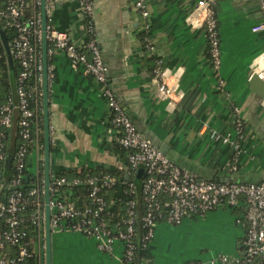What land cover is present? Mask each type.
Returning a JSON list of instances; mask_svg holds the SVG:
<instances>
[{"label": "crops", "instance_id": "0c3cea01", "mask_svg": "<svg viewBox=\"0 0 264 264\" xmlns=\"http://www.w3.org/2000/svg\"><path fill=\"white\" fill-rule=\"evenodd\" d=\"M196 2L147 0L148 35L174 88L172 96L163 97L154 72L156 57L144 46V20L134 0H93V36L108 66V84L138 130L176 164L208 179L264 180V80L253 82L264 32L251 31L264 20V0H214L221 40L219 70L208 56L204 29L193 25ZM46 4L50 29L83 47L87 23L78 0H46ZM49 47L51 170L123 167L126 159L117 149L111 111L100 86L65 50ZM2 72L0 67V77ZM238 113L245 124V149L234 166L233 145L212 139L209 128L236 140L233 124ZM42 146L36 140L29 156V169L35 174L44 163ZM136 174L142 180V164ZM237 217L234 207L221 204L203 214L187 215L180 223L161 218L148 245L150 257L142 264H237L245 253L246 231ZM52 230V264H122L121 241L106 251L93 236Z\"/></svg>", "mask_w": 264, "mask_h": 264}, {"label": "built area", "instance_id": "2783aa9c", "mask_svg": "<svg viewBox=\"0 0 264 264\" xmlns=\"http://www.w3.org/2000/svg\"><path fill=\"white\" fill-rule=\"evenodd\" d=\"M4 6L0 8V18L8 27L16 29L12 38V51L19 60L22 70L19 74L17 88L18 104L21 110L20 134L22 142L16 149L14 164L17 173L10 180L7 190L2 181V167L0 166V264H45L46 252L45 233H41L35 240L27 237L23 228L26 220L31 219L35 224L44 226L46 202L42 196L45 189L37 182L27 192L22 190V176L28 168L31 153L30 144L33 142V127H35L36 111L30 107L31 97L42 92L43 58L41 37V13L36 9L33 15L24 19V9L29 1L33 6H40L41 0H0ZM84 16H90L93 0H78ZM134 5L144 20V46L156 58L155 74L160 78L158 93L160 96H172L174 88L170 84L167 69L163 66L162 58L156 56L157 46L151 36L149 9L147 0H134ZM50 7L46 4V18L50 16ZM264 9V3H262ZM193 25L205 31L207 43L210 47L211 63L215 70H219L222 63L221 40L218 34L217 19L214 11V0H197L192 15ZM47 39L54 47L65 50L72 62L88 75H92L100 86V92L107 101L111 111L110 128L116 132V141L127 149L124 171L135 174L142 164L145 175L142 190L146 200L145 212L142 216L145 244L148 247L154 236L156 222L164 218L172 223H180L187 215L203 214L221 204L243 209V215L248 222V228L243 239L245 245L244 258H238L237 264H246L257 256L264 257V180L239 181L216 180L199 176L196 172L187 170L173 162L158 146L146 137L135 126L125 111L116 93L108 84V66L105 63L101 49L93 36V25H86V31L92 37L83 47L77 46L65 33L52 31L46 25ZM253 32H264V20L251 27ZM52 49L49 47L48 55ZM2 56L0 51V57ZM255 69L264 80V50L255 60ZM177 75L174 77L176 78ZM33 79V83L30 80ZM238 109V108H236ZM12 99L2 102L0 98V125L7 127L12 122ZM233 130L238 135L236 140L216 128H209L210 137L225 144H232L236 151L234 166L242 151H244L245 124L238 113L234 119ZM7 132L0 130V164L5 158L4 146ZM116 177L111 174L93 175L88 178L89 192L94 205L80 207L69 193L63 195L51 187L50 207L51 226L59 230L80 231L93 236L102 250L111 251L117 241L124 245L122 264H131L135 245L133 236L136 232L137 220L136 200L127 203L128 216L124 225L110 224L103 212L108 207L107 199L101 194L104 187L115 183ZM76 182L78 179L75 180ZM66 182L65 177H56L54 183L61 185ZM129 191L135 193L137 184L131 180ZM34 208L26 217L27 207ZM241 221L240 216L237 217ZM226 262L227 256L223 257Z\"/></svg>", "mask_w": 264, "mask_h": 264}, {"label": "trees", "instance_id": "16d2710c", "mask_svg": "<svg viewBox=\"0 0 264 264\" xmlns=\"http://www.w3.org/2000/svg\"><path fill=\"white\" fill-rule=\"evenodd\" d=\"M4 6V1H0V8ZM36 9H40V6H33L32 3L24 9V19L30 18ZM86 17V25H93L90 16ZM48 24V19H47ZM17 31L13 27H8L4 20L0 18V51L2 56L0 57V67L2 68V76L0 77V98L2 102H7L9 98L12 99L13 105V113H12V122L9 126L4 127L0 125V130H4L7 132V137L5 138V158L0 164L2 167V181L4 190H7L10 183V180L17 173V169L15 168L14 158L15 152L19 144L22 142V136L20 134V118H21V110L17 107L18 104V93L17 88L19 84V74L22 70L21 63L15 57L14 52L8 54V51L12 50V38L16 35ZM88 34V33H87ZM92 36L88 34L86 38V42ZM52 42L48 40V46L51 45ZM9 49V50H8ZM207 53L209 58L210 55V47L207 43ZM211 59V58H210ZM33 83V79L30 80ZM30 107L34 108L36 111L35 127H33V142L30 144V149L33 150L34 145L36 144V140L42 143V149L45 150V124H44V114H43V85L42 92L40 94L34 95L31 97ZM117 149L120 154L126 156L127 149L120 145L116 144ZM236 151L233 154V159L235 157ZM29 165V164H28ZM103 174H111L116 177L115 183L110 186H106L102 189L101 194L107 199L108 207L103 212V215L107 218L110 224L124 225L127 219V203L130 199L136 200L135 209L137 210V220L135 222L136 232L133 236V243L135 245L134 256L131 260V264H142V261L145 258L150 257V252L148 247L145 244L144 234L146 232V227L143 226L142 216L145 212V204L146 200L144 198L143 190H142V181L144 177L139 179L137 174H128L124 171L123 168L116 169H94L90 167H83L82 169H64L61 171L54 172L51 170V183L50 188L55 187L61 195L64 192L70 194L76 204L82 208L94 205L92 198L89 192V184L88 178L93 175H103ZM56 177H65L66 182L57 185L54 183ZM78 179L76 182L75 180ZM133 180L137 184V191L135 193H131L129 191V182ZM39 183L41 187L45 189V166L44 163L41 164L40 172L35 174L30 169L29 166L24 170L22 176V190L27 192L31 187L35 185V183ZM43 202H45V192L42 196ZM34 206L31 204L27 207L26 217L31 214ZM235 212L238 216H240L241 221L244 222L246 227V231L248 228V222L243 215V209L240 207H234ZM25 231H27V237H32L35 240L41 233H45V224L44 226H39L35 224L31 219H27L25 226H23ZM245 231V233H246ZM245 237V236H244ZM245 247V245H244ZM244 256L241 257L243 259ZM46 260V256H45ZM246 264H264V257L257 256L253 258L250 262H246Z\"/></svg>", "mask_w": 264, "mask_h": 264}, {"label": "water", "instance_id": "95a60500", "mask_svg": "<svg viewBox=\"0 0 264 264\" xmlns=\"http://www.w3.org/2000/svg\"><path fill=\"white\" fill-rule=\"evenodd\" d=\"M46 0H41L40 13H41V37H42V58H43V114L45 124V237H46V264H52V226H51V159H50V117H49V55H48V39H47V18H46ZM9 50V49H8ZM12 50L8 51L10 55ZM260 76L255 73L253 76V82L258 83ZM262 79V78H261ZM263 80V79H262ZM142 172V170L140 171ZM218 180V179H216Z\"/></svg>", "mask_w": 264, "mask_h": 264}]
</instances>
